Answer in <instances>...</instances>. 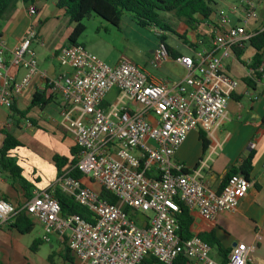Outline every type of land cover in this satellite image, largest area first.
Listing matches in <instances>:
<instances>
[{
    "label": "built area",
    "instance_id": "1",
    "mask_svg": "<svg viewBox=\"0 0 264 264\" xmlns=\"http://www.w3.org/2000/svg\"><path fill=\"white\" fill-rule=\"evenodd\" d=\"M257 11L264 12V0H242L216 11L218 35L208 49L201 48L198 41L200 48L191 56L170 58L165 45L157 41L153 63L171 59L187 73L172 89L150 81L136 65L120 61L109 66L76 45L58 50L57 60L69 72L58 74L48 84L64 104L58 126L78 149L71 169L97 183L116 202L100 199L70 177L71 169L66 166L51 186L33 192L21 206L43 231V242L55 236L70 253L72 264H138L146 257L172 264L179 254L190 264H219L209 258L208 247L194 234L179 241V205L211 225L218 214L236 210L249 184L239 174L230 175L214 192L201 176L202 166L184 172L171 158L189 131L209 135L225 118L227 102L238 82L223 71L222 60L254 36L245 26L256 19ZM26 13L33 15L34 7L29 5ZM232 15L237 16L234 25ZM32 40L39 41L33 28L9 52L7 61L0 40V109H9L12 95L20 94L37 73ZM7 66L22 69L23 76L14 81L6 73ZM254 73L264 75V61ZM113 90L115 103L103 108L105 96ZM128 102L138 109L128 110ZM55 189L85 208L92 222L76 216L62 218L53 196ZM124 208L138 219H130ZM17 212L18 207L0 195V227L9 226ZM252 251V246H236L225 264H252Z\"/></svg>",
    "mask_w": 264,
    "mask_h": 264
},
{
    "label": "crops",
    "instance_id": "2",
    "mask_svg": "<svg viewBox=\"0 0 264 264\" xmlns=\"http://www.w3.org/2000/svg\"><path fill=\"white\" fill-rule=\"evenodd\" d=\"M211 1L209 16L206 19L196 17L197 24L193 32L183 30L185 41L176 38L185 46L187 52L183 53L172 47L176 56H191L193 51L200 48L197 45L198 41L201 42V48L208 49L211 39L218 35L216 11L242 0ZM29 5L35 9V13L31 16L26 13ZM29 5L23 4L21 0H15L13 6L0 19V40L5 48L3 55L5 61L9 58V52L25 37L29 29L35 30L36 38L39 40L30 42V49L35 54L37 73L31 77L20 94L12 95L11 105L14 111L0 109V146L2 132L13 135V130L19 131V136L14 138L20 146L10 155L20 169V176L30 186L26 195L17 182L11 184L6 174L0 171V195L14 207L23 205L33 192L51 186L67 166L61 167L57 172L53 158L69 160L70 153L75 148L71 136L58 126L60 111L64 104L57 95L54 94L56 98L54 103L41 108L30 106L32 96L37 90L43 88L58 74L69 72L66 66L59 63L56 55L58 50L65 46L72 25L68 23L62 10L54 7L53 0H34ZM230 18L231 24L234 25L237 22V16L232 15ZM121 19L122 17L115 27L99 20L93 27V37H90L91 40L88 41L86 33L84 36L85 28L83 27V33L76 39L75 45L94 57L98 54L92 51L89 45L97 40L104 42L110 48H115V51L119 50L115 44L125 40L123 27L121 28L120 25ZM245 27L247 31L255 33L263 30L264 12L257 11L256 19L247 22ZM246 46H248L247 43L242 48L236 49L239 52L237 57L231 53L228 58L222 60L223 71L238 82L227 102L225 118L218 122L209 135L200 130L189 131L171 161L181 165L184 172H190L202 166L200 173L204 182L210 190L217 192L223 185L229 168H236L248 153H253L251 169L247 175L249 188L239 200L236 210L233 213L218 214L211 225L204 223L192 211L190 232L196 235L202 227L211 228L222 250L231 252L236 246H252V264H264V135L260 131L261 118L264 116V75L256 82L253 89L242 83L243 79L254 77L249 68L252 50L250 49V58L246 63L240 59ZM154 49L155 47L149 50L151 59ZM121 60L123 59H116L112 65L101 62L115 66ZM6 69V73L14 81H18L24 74V71L19 68L7 66ZM155 70L145 71L149 80L161 82L169 89L181 83L187 75L185 69L171 59L161 61ZM116 97V92L110 91L105 96L103 103L106 104L102 107L106 108L114 104ZM126 106L130 111L138 109V106L133 103L128 102ZM15 111L24 112L23 117L13 113ZM148 119L151 120L150 117ZM199 134L204 139V145L201 143ZM250 144H253V148L249 147ZM37 183L38 185L35 186ZM30 221L35 226L31 219ZM34 226L26 235L16 233L9 226L0 227V264L73 263L64 244L55 236H50L47 242H43V231L36 225L40 233L33 234ZM22 236L37 241L38 246L33 251L30 250L29 244L21 240ZM43 246L47 247L44 252H42ZM212 261L219 263L220 259L218 257V261Z\"/></svg>",
    "mask_w": 264,
    "mask_h": 264
},
{
    "label": "trees",
    "instance_id": "3",
    "mask_svg": "<svg viewBox=\"0 0 264 264\" xmlns=\"http://www.w3.org/2000/svg\"><path fill=\"white\" fill-rule=\"evenodd\" d=\"M34 0H21L23 4H32ZM15 0H0V19L3 14L13 6ZM54 7L60 9L63 15L68 19V23L72 25V30L68 35L65 46L75 45L76 39L83 33V26L81 25L82 20L88 19L91 16L96 17L108 23L111 26H116L120 21V18L125 14L128 15L130 21L137 27L152 28L157 29L162 34L160 36H154L156 41H160L165 45L166 51L170 57H175L172 48L168 47L165 43L164 33H169L174 35L178 40L185 41L183 36L184 32L179 34L174 31L169 23L159 17V13L169 14L171 13L178 21L182 22L186 30L193 32L194 26L197 24L196 17L201 19H206L211 9L209 5L212 3L211 0H53ZM185 30V31H186ZM184 43V42H183ZM248 47L252 50L253 55L251 58L250 70L254 73L256 67L264 61V29L256 32L247 41ZM236 57L239 52L236 49H232ZM253 79L245 78L242 83L248 87L252 88L255 86L256 82L260 79V75L254 73ZM55 96L51 91V86L47 83L43 88L37 90L31 99L30 106L34 107H44L50 103H54ZM105 102L101 104L104 106ZM13 110L12 105L9 108ZM23 117L24 112H13ZM260 131L264 135V116L261 118ZM2 141L0 146V171L4 172L6 176L11 181L17 182L19 187L27 195L28 188L30 187L28 183L20 176V169L15 164L14 159L11 157L10 153L18 148L20 144L14 138L11 133L2 132ZM202 145H204V139L201 134H199ZM78 149L75 147L70 153V159H62L59 157L53 158V162L56 166V171L58 172L61 167L67 165L69 169L76 163V154ZM253 153H248L244 157L236 168H229L227 171L224 182L230 175L239 174L245 180H247V175L251 169V160ZM70 177L78 180L80 183L83 177L75 170H70ZM91 182V181H89ZM82 184V183H81ZM98 197L109 204H114L115 198L108 194L106 191L100 188L97 192ZM53 196L58 203L60 216L62 218L68 216H76L79 219L85 220L91 223V214L83 207L76 204L73 199L61 191L55 189ZM28 200V199H27ZM22 206V205H21ZM21 206H18V212L14 216L9 227L13 229L16 233L20 235H26L31 231L34 224L30 221L29 217L25 213ZM123 211L129 215L130 219L134 221L138 218L133 212H130L127 208ZM193 220V212L186 207L179 205L178 213L176 214L177 222V236L179 241H184L189 239L193 234L190 232V226ZM200 241H202L208 249H215L216 254L220 259L219 264H225L226 258L230 251L222 250L217 240L214 236V232L211 228L202 227L200 231L195 235ZM38 246L37 241H33L30 250H34ZM138 264H160L155 259L151 257H146L142 259ZM172 264H190L181 254H179Z\"/></svg>",
    "mask_w": 264,
    "mask_h": 264
},
{
    "label": "rangeland",
    "instance_id": "4",
    "mask_svg": "<svg viewBox=\"0 0 264 264\" xmlns=\"http://www.w3.org/2000/svg\"><path fill=\"white\" fill-rule=\"evenodd\" d=\"M159 17L165 20L167 23H169L171 28L179 34L183 32V30H186L182 22L178 21L171 13L169 14L159 13ZM96 22H99V19H97L94 16H91L88 19H84L81 22V25L85 28L84 36L87 34L86 35L87 41L91 40L90 37H93L92 31H93V27L96 25ZM120 25H121V28L123 27V34H124L125 40H120V43L115 44L116 48L119 50L115 51V48H110L106 46L104 42L97 40L95 42H92L89 45V48L98 54L96 57H98L100 61H103L109 65H112V62L115 61L116 59L121 58L123 59L121 61H124V62L127 61L126 63L136 65L142 68L144 72L145 71L146 72L156 71L155 69H157V64L153 63V60L150 58V54H149V50L153 49V47H155L156 45V38L153 34V30H155V28L152 27V28L141 29L137 27L136 25H134L130 21L128 15H125V14L122 16ZM164 36L166 39V44L169 47L171 48L173 47L174 49L180 52L187 53L185 46L182 45L181 42L178 41L174 35L165 33ZM250 53H251L250 48L246 46L242 54L240 55L241 61L246 63L250 58ZM12 132L15 138L19 136V131L13 130ZM38 183L35 184V186H37ZM81 183L84 187L90 189L91 191L95 193H97L101 188L95 182L89 183V180L86 177L82 179ZM146 215L149 216L150 214L147 213ZM36 225L37 224H35L34 226L35 233L33 234L38 235V233H40V230L37 227L39 225L37 226ZM33 234L32 236H34ZM21 238H23L21 239L23 240V242H27V244H29V248H30L33 242L32 240H30V237L24 238L22 236ZM46 250H47V247L43 246L42 252ZM208 256L212 260L218 261V257L216 256L215 250L213 249L210 250L208 253Z\"/></svg>",
    "mask_w": 264,
    "mask_h": 264
}]
</instances>
